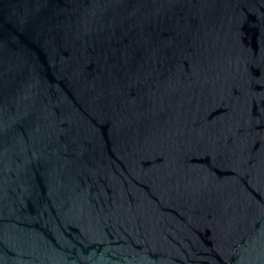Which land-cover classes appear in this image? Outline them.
<instances>
[{
	"label": "water",
	"instance_id": "95a60500",
	"mask_svg": "<svg viewBox=\"0 0 264 264\" xmlns=\"http://www.w3.org/2000/svg\"><path fill=\"white\" fill-rule=\"evenodd\" d=\"M0 264H264V0H0Z\"/></svg>",
	"mask_w": 264,
	"mask_h": 264
}]
</instances>
